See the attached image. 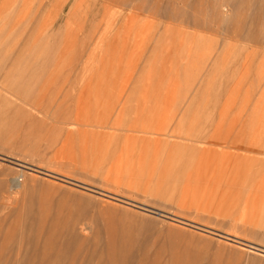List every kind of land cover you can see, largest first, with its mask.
Returning <instances> with one entry per match:
<instances>
[{
    "label": "rangeland",
    "instance_id": "rangeland-1",
    "mask_svg": "<svg viewBox=\"0 0 264 264\" xmlns=\"http://www.w3.org/2000/svg\"><path fill=\"white\" fill-rule=\"evenodd\" d=\"M0 219L4 264H264V0H0Z\"/></svg>",
    "mask_w": 264,
    "mask_h": 264
},
{
    "label": "crops",
    "instance_id": "crops-1",
    "mask_svg": "<svg viewBox=\"0 0 264 264\" xmlns=\"http://www.w3.org/2000/svg\"><path fill=\"white\" fill-rule=\"evenodd\" d=\"M166 41L168 37H163ZM159 46V43H155V48ZM167 45V42L162 43V46ZM155 62V60H154ZM62 64V63H58ZM57 64V65H58ZM153 69L149 68L148 71H142L140 73L139 78V85L136 86L132 92L131 95L126 98L124 101L122 99L115 98L112 99L111 106L108 107L109 112H113L112 115H110V119L107 123H99V125H95L94 127L96 129H111L114 132H129V133H142L145 130L151 129V127L154 125L151 117H145L143 114V111H139L138 108L134 107V103L136 102V93L135 91H139L141 85L148 84L149 81H151L154 77V74L152 73ZM155 72V71H154ZM152 73V74H151ZM152 76V77H151ZM148 78V80H147ZM87 87V88H86ZM97 89H100L101 86H96ZM96 87H92L90 85H86L85 89H87V95L90 96L92 92L97 91ZM128 92V90H126ZM107 107L105 108L106 111ZM142 112V113H140Z\"/></svg>",
    "mask_w": 264,
    "mask_h": 264
},
{
    "label": "bare ground",
    "instance_id": "bare-ground-1",
    "mask_svg": "<svg viewBox=\"0 0 264 264\" xmlns=\"http://www.w3.org/2000/svg\"><path fill=\"white\" fill-rule=\"evenodd\" d=\"M244 1H245V0H244ZM108 110H109V109H108ZM102 129H103V128H102ZM198 144H199V143H198ZM211 146H212V145H211ZM219 148H220V147H219ZM4 208H5V207H4ZM2 211H3V210H2ZM7 216H8V215H7ZM4 217H5V216H4ZM8 217H9V216H8ZM6 218H7V217H6ZM0 220H1V219H0ZM4 220H5V219H4ZM2 221H3V219H2ZM5 221H6V220H5ZM3 223H4V222H3ZM11 223H12V222H11ZM16 223H17V222H16ZM1 224H2V223H1ZM0 226H1V225H0ZM3 226H4V225H3ZM11 226H12V225H11ZM1 228H2V227H1ZM7 229H8V228H7ZM9 230H10V228H9ZM39 230H40V229H39ZM1 231H2V230H1ZM12 232H13V231H12ZM4 233H5V231H4ZM9 233H10V231H9ZM9 233H8V234H9ZM258 233H259V232H258ZM6 234H7V233H6ZM6 234H5V235H6ZM8 234H7V235H8ZM7 235H6V236H7ZM9 235H10V234H9ZM2 236L4 237V235H2ZM52 236H53V235H52ZM11 237H12V236H10V237H5V238H10V239H11ZM2 239H3V238H2ZM8 240H9V239H8ZM8 240H7V241H8ZM11 241H12V240H11ZM3 242H4V241H3ZM1 243H2V241H1ZM4 243H5V242H4ZM6 243L8 244V242H6ZM9 243H10V242H9ZM16 243H17V242H16ZM11 244H12V242H11ZM46 244H47V243H46ZM55 244H56V243H55ZM1 245H3V244H1ZM1 245H0V246H1ZM20 245H21V244H20ZM51 246H52V245H51ZM1 247H2V246H1ZM1 247H0V248H1ZM13 247H14V246H13ZM19 247H20V246H19ZM26 248H27V247H26ZM12 249H13V248H12ZM54 249H55V248H54ZM36 250H37V249H36ZM25 252H26V251H25ZM63 253H64V251H63ZM26 254H27V253H26ZM64 254H65V253H64ZM3 256H4L3 253H1V254H0V264H4V263L7 262V261L5 262L4 260H2ZM7 257H8V256H7ZM5 258H6V257H5ZM8 258H9V257H8ZM73 258H74V257H73ZM10 259H11V258H10ZM3 262H4V263H3ZM11 263H12V262H11ZM18 263H19V262H18ZM48 263H49V262H48ZM55 263H56V262H55ZM57 263H58V261H57ZM9 264H10V263H9ZM14 264H15V263H14ZM16 264H17V263H16ZM27 264H29V263H27ZM30 264H31V263H30ZM32 264H39V263L36 261V262H34V263H32ZM40 264H44V263H40ZM49 264H50V263H49ZM59 264H60V263H59Z\"/></svg>",
    "mask_w": 264,
    "mask_h": 264
}]
</instances>
